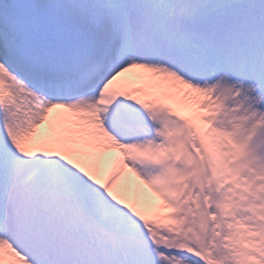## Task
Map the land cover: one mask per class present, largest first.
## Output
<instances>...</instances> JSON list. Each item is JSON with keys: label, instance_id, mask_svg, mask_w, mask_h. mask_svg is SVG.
I'll use <instances>...</instances> for the list:
<instances>
[{"label": "snow or ice", "instance_id": "6c2138e0", "mask_svg": "<svg viewBox=\"0 0 264 264\" xmlns=\"http://www.w3.org/2000/svg\"><path fill=\"white\" fill-rule=\"evenodd\" d=\"M0 264H264V0H0Z\"/></svg>", "mask_w": 264, "mask_h": 264}]
</instances>
